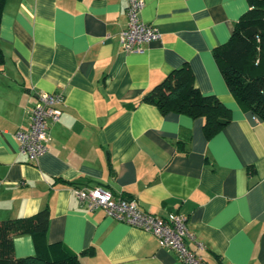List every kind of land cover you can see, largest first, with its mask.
I'll return each mask as SVG.
<instances>
[{"label": "crops", "instance_id": "crops-1", "mask_svg": "<svg viewBox=\"0 0 264 264\" xmlns=\"http://www.w3.org/2000/svg\"><path fill=\"white\" fill-rule=\"evenodd\" d=\"M127 0H6L0 19V220L49 209L47 245L82 264H182L150 233L88 211L75 189L100 187L141 210L180 214L203 246L205 264H264V121L229 93L213 50L231 36L247 0H144L140 18L161 38L124 53ZM188 65L203 95L230 110L212 138L203 119L141 102L171 71ZM42 92L64 103L49 123L47 152L20 154ZM73 184V185H72ZM14 255H35L30 235ZM41 250V247L39 248Z\"/></svg>", "mask_w": 264, "mask_h": 264}, {"label": "trees", "instance_id": "trees-1", "mask_svg": "<svg viewBox=\"0 0 264 264\" xmlns=\"http://www.w3.org/2000/svg\"><path fill=\"white\" fill-rule=\"evenodd\" d=\"M5 2L0 0V19ZM247 2L249 8L234 23L230 38L213 50V57L239 107L264 121V0ZM141 102L155 106L162 115L203 119L206 139L230 122V110L216 96L199 91L186 64L166 75L143 95ZM49 217V209L44 207L29 217L0 220V264H82L79 257L88 251L76 255L60 243L46 244ZM22 235L33 238L39 250L35 255L15 257L13 240Z\"/></svg>", "mask_w": 264, "mask_h": 264}, {"label": "built area", "instance_id": "built-area-1", "mask_svg": "<svg viewBox=\"0 0 264 264\" xmlns=\"http://www.w3.org/2000/svg\"><path fill=\"white\" fill-rule=\"evenodd\" d=\"M143 6L144 0H127L126 27L118 34L124 53H140L144 44L161 38L156 26L141 20L140 12ZM63 103L64 96L61 92H42L38 95L36 105L29 110L27 128H19L14 134L20 154L28 156L31 161H37L47 152L49 123L59 120ZM74 192L78 201L88 211L101 208L108 217L150 233L156 238L160 248L174 252L182 264H205L196 251L189 247V243H192L196 250L204 249L189 232L184 215L172 214L162 218L141 210L134 199L115 197L100 187L79 188Z\"/></svg>", "mask_w": 264, "mask_h": 264}]
</instances>
